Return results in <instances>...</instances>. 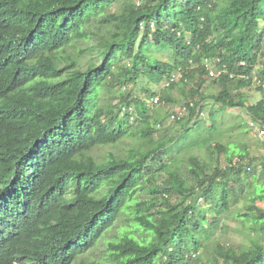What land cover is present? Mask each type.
<instances>
[{"label": "trees", "instance_id": "trees-1", "mask_svg": "<svg viewBox=\"0 0 264 264\" xmlns=\"http://www.w3.org/2000/svg\"><path fill=\"white\" fill-rule=\"evenodd\" d=\"M263 8L0 0V264H264L256 159L220 140L213 112L211 128L200 123L212 101L264 132V89L250 79L264 83ZM177 68L184 80L163 86ZM144 79L160 88L157 106L178 88L188 113L149 114L153 92L103 100ZM105 147L119 151L94 154ZM227 215L246 224L248 248L215 238Z\"/></svg>", "mask_w": 264, "mask_h": 264}, {"label": "rangeland", "instance_id": "rangeland-1", "mask_svg": "<svg viewBox=\"0 0 264 264\" xmlns=\"http://www.w3.org/2000/svg\"><path fill=\"white\" fill-rule=\"evenodd\" d=\"M263 13H264V8H263ZM260 24L264 25V20H261ZM85 61L86 58H83L82 64L85 63ZM145 86L148 92L144 90L143 87ZM159 90H160L159 87L147 82L144 79V80H140L136 86L134 87L131 86L126 90L123 88L121 89L113 88L110 91L105 92L103 94V100L104 101H108L110 99L112 100L121 94L125 95L127 93H131V94L134 93L140 95L142 99H146L145 95L151 94L153 92L156 94L154 97H158ZM214 91H216V89L212 88L210 92H214ZM243 93L248 97L249 102L252 103H254L260 98L259 92L256 91L255 87L252 86L245 88L243 90ZM169 95L175 100L174 103L173 102L172 103L170 102L168 104L162 103L161 105L157 106V104H154L153 102H150V100H147L149 114L158 113L160 118H162L165 114L171 113L172 111L178 108V105H182L183 102L186 101L183 94L181 93L180 90H178V88H174L173 90H171L169 92ZM204 110L206 113V117L202 119L203 121H201L200 123L206 126V128H211L212 126L211 120L208 115L210 112L216 114L217 117L216 125L223 132L220 140L226 144L237 145L240 147L245 146L249 150L251 156H253L256 159V162L258 164V168L256 170V176L259 178L260 183H264V172H262L259 168L260 162H264V144H263L264 133L263 134L260 133L262 129L259 128V126H257L255 123H252L248 119L245 112L238 108L228 109L226 111H219L218 105H215L212 101H206L204 102ZM165 121L168 122L167 119ZM166 122H164L165 125H167ZM244 130L245 132H243ZM107 150L117 152L119 151V148L105 147L103 149H97L96 151H94V154L100 157ZM256 204L264 208L263 203L257 202ZM201 206L203 207L204 203ZM119 225L120 223L118 224V226ZM221 227H222L221 230L216 233L215 238H217L223 244H227L236 249L248 248L249 240L246 235L245 223L236 220L235 218L232 217V215H227L223 219V221H221ZM100 250L101 247L92 251L90 257L93 259H99Z\"/></svg>", "mask_w": 264, "mask_h": 264}, {"label": "built area", "instance_id": "built-area-1", "mask_svg": "<svg viewBox=\"0 0 264 264\" xmlns=\"http://www.w3.org/2000/svg\"><path fill=\"white\" fill-rule=\"evenodd\" d=\"M243 64V63H241ZM201 66L205 69V71L207 72L208 76L210 78L216 76L217 74H219V72H215L213 70V68L210 66L209 62L207 59H204L202 61V64ZM182 72H183V69L182 68H177L175 69L170 75L169 77L163 82V86L165 87H168L169 85L177 82V81H180V80H184V77L182 76ZM241 78H245V79H248L247 76L245 75H242ZM251 82L253 85L255 86H260L264 89V83L260 82V80L257 78V76L252 73L251 75ZM151 102H153L154 104H156L158 102V98L157 97H153L151 99ZM192 104L189 103V107L191 108ZM188 113V109H186V107L183 105L182 107H179L177 108L174 112H171L170 115L168 116L167 120L168 122H172V121H175V120H180L182 119L186 114ZM203 113L202 112H199L198 113V117H202ZM157 128H160V125L158 124L157 125ZM261 134H263V130L260 131ZM194 256V255H192Z\"/></svg>", "mask_w": 264, "mask_h": 264}]
</instances>
